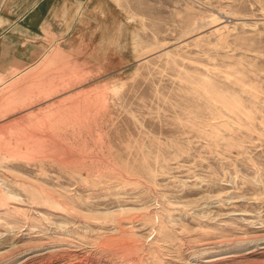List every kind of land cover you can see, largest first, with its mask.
<instances>
[{"label":"rangeland","instance_id":"1","mask_svg":"<svg viewBox=\"0 0 264 264\" xmlns=\"http://www.w3.org/2000/svg\"><path fill=\"white\" fill-rule=\"evenodd\" d=\"M0 69V264H264V0H90Z\"/></svg>","mask_w":264,"mask_h":264},{"label":"crops","instance_id":"2","mask_svg":"<svg viewBox=\"0 0 264 264\" xmlns=\"http://www.w3.org/2000/svg\"><path fill=\"white\" fill-rule=\"evenodd\" d=\"M88 1L0 0V69L33 64L45 47L65 42Z\"/></svg>","mask_w":264,"mask_h":264}]
</instances>
